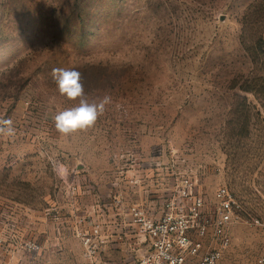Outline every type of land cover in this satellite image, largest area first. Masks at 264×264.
Here are the masks:
<instances>
[{
  "label": "rangeland",
  "instance_id": "obj_1",
  "mask_svg": "<svg viewBox=\"0 0 264 264\" xmlns=\"http://www.w3.org/2000/svg\"><path fill=\"white\" fill-rule=\"evenodd\" d=\"M56 67L111 97L94 127L55 129L78 103ZM0 119V264H135L134 211L201 199L213 223L220 188L239 208L218 264L263 253L264 0H0Z\"/></svg>",
  "mask_w": 264,
  "mask_h": 264
},
{
  "label": "built area",
  "instance_id": "obj_2",
  "mask_svg": "<svg viewBox=\"0 0 264 264\" xmlns=\"http://www.w3.org/2000/svg\"><path fill=\"white\" fill-rule=\"evenodd\" d=\"M182 195L191 198L185 191ZM217 196L218 211L213 223L199 216L201 199L191 202L188 208L169 202L167 212L159 220L148 218L140 210L134 211L132 222L125 228L133 229L136 246L144 250L135 264H218L223 250L230 245L227 226L239 206L226 188H220ZM187 210L188 213L184 212ZM255 223L264 228V221ZM209 226L213 234L211 242L207 240ZM98 231L96 229L95 233ZM216 242L218 245L213 246ZM28 247L30 251L37 249L34 245ZM250 264H264V251Z\"/></svg>",
  "mask_w": 264,
  "mask_h": 264
},
{
  "label": "clouds",
  "instance_id": "obj_3",
  "mask_svg": "<svg viewBox=\"0 0 264 264\" xmlns=\"http://www.w3.org/2000/svg\"><path fill=\"white\" fill-rule=\"evenodd\" d=\"M51 75L61 95L71 101H78L74 106L56 113L54 124L57 132L61 136H70L94 127L98 118L104 114L105 106L111 103V97L105 95L89 101L82 83V73L75 69L56 67L51 70ZM15 134L13 121L0 119V136L12 137Z\"/></svg>",
  "mask_w": 264,
  "mask_h": 264
}]
</instances>
